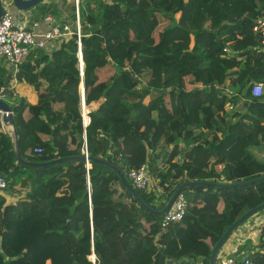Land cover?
I'll use <instances>...</instances> for the list:
<instances>
[{
    "label": "trees",
    "instance_id": "obj_1",
    "mask_svg": "<svg viewBox=\"0 0 264 264\" xmlns=\"http://www.w3.org/2000/svg\"><path fill=\"white\" fill-rule=\"evenodd\" d=\"M58 8L42 0L23 12L59 17ZM74 9L72 0L70 19ZM261 18L264 0H80L84 106L103 100L85 111L84 126L75 29L15 68L0 63V89L11 72L22 157L40 163L86 150L115 166L154 209L186 180L264 174V91L250 93L251 82L264 83L261 35L253 29ZM225 47L229 57L220 59ZM14 79L34 89L35 103L15 94ZM227 80L236 94L225 93ZM37 146L44 152L35 154ZM143 163L160 193L133 185L129 172ZM0 176L7 184L0 191V264H93L92 253L95 264H208L225 229L264 202V180L191 186L182 191V220L162 228V216L140 206L114 170L98 161L20 163L1 127ZM21 187L23 198L7 203L5 191ZM247 258L264 264V222Z\"/></svg>",
    "mask_w": 264,
    "mask_h": 264
},
{
    "label": "built area",
    "instance_id": "obj_2",
    "mask_svg": "<svg viewBox=\"0 0 264 264\" xmlns=\"http://www.w3.org/2000/svg\"><path fill=\"white\" fill-rule=\"evenodd\" d=\"M74 1V19L59 18L51 13H47L38 19H31L29 14L23 11H15L4 5V12L0 18V60L5 61L7 66L16 67L24 61L27 56L39 49L50 50L57 46L63 39L69 38L73 29L77 35V51L79 57V70L82 74L83 63L80 42V22H79V2ZM9 7V8H8ZM254 31L261 35V46L259 50L264 51V19H258L254 26ZM220 59H228V48H223L218 55ZM225 93L236 94L233 90L224 88ZM264 91V83L253 81L250 83V93L254 97H259ZM235 105L227 103L226 109L233 111ZM35 154L44 152L43 147H35ZM129 177L136 188L147 191H162V188L154 181L147 163H143L139 168L131 170ZM7 189L5 178L0 176V191ZM186 200L179 192L170 203L168 209L161 215L160 226L167 228L170 224L179 222L185 215ZM90 259L95 264V256L92 253ZM220 264H252L247 257L236 259L225 254L220 257Z\"/></svg>",
    "mask_w": 264,
    "mask_h": 264
},
{
    "label": "water",
    "instance_id": "obj_3",
    "mask_svg": "<svg viewBox=\"0 0 264 264\" xmlns=\"http://www.w3.org/2000/svg\"><path fill=\"white\" fill-rule=\"evenodd\" d=\"M40 2H42V0H0V18L4 12V5H7L10 8L17 10V11H27V10L33 8L35 5L39 4ZM82 63H83V61H82ZM10 75H11V72L8 73L7 77L5 78V80L3 82V86L0 89V123L2 126H7V127L10 126L11 127L9 134L11 135L12 140H13V147H14V152H15L17 161L20 163L29 164V165L46 166V165H51L53 163L70 161V160H83L85 162L86 167H88V163L90 161H98L99 163H101V164L109 167L110 169L114 170L118 174V176L120 177V179L122 180V182L124 183L126 188L131 193L132 197L138 202V204L140 206H142L144 209H146V210H148L154 214H157V215H162L168 209V207H169L170 203L173 201L174 197L179 192H181L184 189L189 188L191 186H203V187L211 186L214 188H232V187H236V186L250 185V184H254V183H257L259 181L264 180V174H262L258 177L249 179V180H243V181H237V182H214V181H210V180H186V181L181 182L179 185H177L174 188V190L170 194L169 198L165 201V203L161 209H154L153 207L148 205L138 195V193L133 188V186L122 176V174L119 172V170L115 166L111 165L107 161H103L100 159H95V158L90 157L87 154L86 150H85L84 154L81 156L55 158L53 160L44 161V162H40V163L25 160L22 157V155L19 151V148H18L17 134H16V127H15V122H14V118H13V112H12V109L10 107V101L7 99V97H10V92H9ZM82 75H83V70H82V74H81V80H82L81 96H82V105H83V120H84V126H85L87 123V117H86V113H85V108H84L85 106H84V100H83L84 99V93H83V77H82ZM263 209H264V202L246 210L235 221H233L225 229V231L221 234V236L215 242V244L211 250L210 256H209L208 264H216L217 253H218L220 247L225 242V240L231 235V233L245 219H247L252 214H254L260 210H263ZM170 262H173V261H170Z\"/></svg>",
    "mask_w": 264,
    "mask_h": 264
},
{
    "label": "crops",
    "instance_id": "obj_4",
    "mask_svg": "<svg viewBox=\"0 0 264 264\" xmlns=\"http://www.w3.org/2000/svg\"><path fill=\"white\" fill-rule=\"evenodd\" d=\"M59 6L60 16L59 18H69L70 15V8L72 6V0H56ZM108 1V0H104ZM17 11V10H15ZM18 12V11H17ZM228 82V80H227ZM15 94L17 96L25 97L30 103H35L36 101V94L34 89L23 82H17L15 79L13 81ZM225 88L236 91V87L233 86L230 82L225 83ZM9 100V99H8ZM103 99H99L98 101L92 102L87 110H95L99 104L102 102ZM93 104V106H91ZM86 106L85 111H86ZM1 130L8 133L10 129L7 126H2L0 123ZM262 150L261 148H256L255 150ZM221 166H219L220 168ZM27 188H19L16 192H9L8 190L5 191L6 194V202L7 203H15L17 200L23 198L24 190ZM264 222V211L262 213L256 214L252 217L246 219L243 223H241L232 233L231 235L225 240L223 245L220 247L219 252L217 254L216 264H220V257L222 255L228 254L233 256L236 259H241L244 257L249 256L251 253L255 252L258 249V244L262 239V224ZM158 235L155 237L157 238ZM174 262L168 261L165 264H173Z\"/></svg>",
    "mask_w": 264,
    "mask_h": 264
},
{
    "label": "rangeland",
    "instance_id": "obj_5",
    "mask_svg": "<svg viewBox=\"0 0 264 264\" xmlns=\"http://www.w3.org/2000/svg\"><path fill=\"white\" fill-rule=\"evenodd\" d=\"M8 8H9V7H8ZM0 63H4V64H6L5 61H0ZM13 81H14V80H13ZM11 83H12V82H11ZM12 84H14V83H12ZM7 99H9V97H7ZM9 101H10V99H9ZM91 106H93V104H92ZM87 109H89V107L86 108V112H87ZM263 150H264V149H263ZM263 150H262V151H258V153L263 152Z\"/></svg>",
    "mask_w": 264,
    "mask_h": 264
},
{
    "label": "bare ground",
    "instance_id": "obj_6",
    "mask_svg": "<svg viewBox=\"0 0 264 264\" xmlns=\"http://www.w3.org/2000/svg\"><path fill=\"white\" fill-rule=\"evenodd\" d=\"M8 129H11V127H10V126H8Z\"/></svg>",
    "mask_w": 264,
    "mask_h": 264
}]
</instances>
